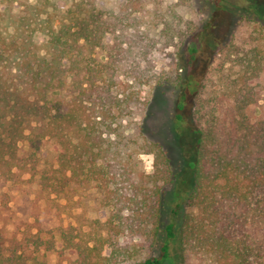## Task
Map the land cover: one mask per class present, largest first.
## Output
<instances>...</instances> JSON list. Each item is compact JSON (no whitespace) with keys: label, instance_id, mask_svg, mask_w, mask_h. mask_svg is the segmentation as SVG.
<instances>
[{"label":"trees","instance_id":"1","mask_svg":"<svg viewBox=\"0 0 264 264\" xmlns=\"http://www.w3.org/2000/svg\"><path fill=\"white\" fill-rule=\"evenodd\" d=\"M135 1L116 11L73 1L55 24L37 3L0 0V264H51L53 251L55 264H126L143 250L138 264H264V116L250 110L263 98L264 52L231 38L212 53L216 14L183 26L173 11L142 25ZM250 8L234 12L263 26L264 6ZM231 31L228 24L221 33ZM161 42L176 46L179 59L159 82L172 89L176 118L190 109L194 118V184L180 226L188 180L169 205L166 188L178 173L168 151L125 134L128 118L148 103L142 86L154 79L151 55ZM140 153L153 154L152 173L140 169ZM35 181L66 199L93 189L107 214L87 229L48 226L33 202L29 217L13 219L11 191Z\"/></svg>","mask_w":264,"mask_h":264},{"label":"rangeland","instance_id":"2","mask_svg":"<svg viewBox=\"0 0 264 264\" xmlns=\"http://www.w3.org/2000/svg\"><path fill=\"white\" fill-rule=\"evenodd\" d=\"M29 1L37 3L45 12L52 16L55 24H58L62 18L60 13H63L73 1L78 0ZM125 1L127 0H95V5L97 9L116 11ZM236 5H240V8H250L251 5L252 9L255 6L262 10L264 0H136L134 4L136 13L139 15L137 21L142 25L150 26L162 21L157 15H169L173 11L175 12L174 17L171 18L173 23L179 22L183 26H187V23L202 25L216 14L214 16L215 40L209 49L210 52L212 51L213 53L218 50L228 43L231 38L239 43L248 41L249 45H257L264 52V25L261 26L255 21L253 15L247 16L244 11L241 14L234 12ZM231 15H234V18H231ZM228 24L231 25L232 31L225 37L221 30ZM2 28L5 35L13 33V27L8 23H3ZM45 39L44 36L40 37L42 43L45 42ZM41 51L45 53V48L42 47ZM151 57L154 79L149 84L142 86L148 103L134 116L128 118L125 123V134L137 141L147 139L148 141L162 143L168 151L172 165L178 173V181L166 188L170 193L169 205H172L176 200L175 195L180 186V181L184 178L188 180L185 187H182V209L176 216L178 226H180L184 213L189 211L187 201L194 184L193 175L188 171V159L191 158L194 143L193 110H188L185 118L178 120L176 118L175 96L172 89L159 82L162 76L172 72L178 66V48L161 42L153 49ZM258 82L262 85L263 98L258 105H253L250 110L253 115L264 116V73ZM49 152V147H44L41 153L44 163L50 160ZM135 160L141 170L146 173H152L153 154H136ZM11 193L13 199L10 203V212L13 215V219L29 217L33 202L40 205L42 219L48 226L62 223L87 229V223L90 220L103 219L107 214L105 211L99 210L98 204L94 200L95 190L93 189L81 191L73 198L66 199L41 191L38 182L35 181L32 183L26 182L22 187L12 190ZM13 227L14 223H10L9 228L12 229ZM131 241L130 235H122V243H130ZM172 244L173 255L176 261L179 262V238H176ZM61 245V242H58V249L61 248ZM148 252L149 250H143L142 256L126 264H138L140 259L146 256ZM49 261L51 264H55L58 261V253L56 251L49 253ZM164 264H169V261L166 260Z\"/></svg>","mask_w":264,"mask_h":264}]
</instances>
